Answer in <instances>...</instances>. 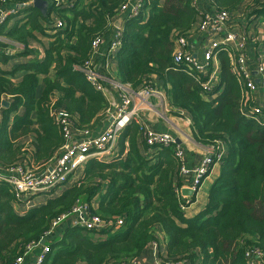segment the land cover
Wrapping results in <instances>:
<instances>
[{"label":"trees","instance_id":"16d2710c","mask_svg":"<svg viewBox=\"0 0 264 264\" xmlns=\"http://www.w3.org/2000/svg\"><path fill=\"white\" fill-rule=\"evenodd\" d=\"M32 1L0 0V13L15 11L0 23V66L13 58L10 50L18 45L24 48L16 56H31L30 41L36 35L52 39L42 60L36 57L11 72L0 67V166L5 169L25 164L28 139L33 166L52 163L64 145L58 113L73 118L79 129L98 127L109 101L74 66L91 58L95 40L112 34L113 22L130 2L47 0L50 7L43 16ZM243 2L214 0L218 10L231 12ZM246 11L248 18L264 21V0H253ZM128 15L116 57L119 81L135 92L152 87V77L163 82L171 108L189 115L197 143L226 144L205 209L195 218L186 217L178 193L183 162L175 156V145L149 152L142 127L130 121L114 162L90 161L76 184L52 191L43 204L24 214L15 207L22 211L24 204L17 202L10 185L0 182V264H14L28 244L38 242L79 201L91 206V215L113 223L120 218L124 224L102 232L67 227L61 238L51 237L44 264H131L153 243H166L164 261L169 262L248 264V250L264 256V127L240 115L243 88L231 73L228 56H219L222 72L216 92L224 91L210 101L186 68L173 62V35L188 36L200 22L193 0H142L139 15ZM20 71L25 75L15 83L11 77ZM5 98L11 101L9 109L2 107Z\"/></svg>","mask_w":264,"mask_h":264},{"label":"built area","instance_id":"2783aa9c","mask_svg":"<svg viewBox=\"0 0 264 264\" xmlns=\"http://www.w3.org/2000/svg\"><path fill=\"white\" fill-rule=\"evenodd\" d=\"M208 1L214 9L212 13L203 12L198 0H193V5L200 16L197 32L203 37L201 56L195 55L190 50L187 35L175 33L172 38L175 46L173 62L176 66H184L185 73L193 77L205 96L209 97L216 93L220 84L216 64L220 54L226 53L230 60L231 73L243 88L240 115L244 119L264 127V57L263 55L259 56L255 68H251L248 60V48L250 45L256 47L258 40L252 34L238 28L236 18L231 11L218 10L214 0ZM141 8L142 0H136L134 4L130 1L123 7L119 15L125 21L124 14H129L130 19L134 18L139 15ZM14 13L15 11L1 12L0 23ZM116 21L113 22L110 36L98 38L93 42L91 58L83 65L74 66L75 71L84 74L91 85L107 97L110 108L105 113L106 127L98 133L90 129H79L75 126L73 118L65 113H58L57 122L61 129L64 145L52 163L43 168L35 167L33 164L26 166L27 158L32 155L29 152L24 165L8 169L0 166V182L8 183L17 202L24 204L23 212L18 204L15 206L22 214L32 209L35 199L47 196L54 190L63 189L68 184H76L81 178L83 168L90 161L114 162L119 155L118 141L130 121H134L142 127L149 152L175 145V156L183 162V153L177 148L175 137L167 132L155 131L145 126L143 121V110L152 109L151 98L157 97L160 101H164L165 95L150 81L152 87L146 85L135 92L129 85L122 84L118 76L111 77L102 72L103 69H109L110 61L116 59L121 48L123 30L122 27L115 26ZM56 25L58 28L62 27L60 21H56ZM103 47L106 49V59L102 63H98V57ZM257 79L260 81L259 83L256 82ZM109 86L114 87L119 96L118 99L111 96L108 90ZM258 93L261 97L257 96ZM226 154V144L217 141L194 170L189 171L182 165L179 176L192 172L194 178L188 188L198 192L211 169L216 165H221ZM183 189H180L178 193L184 200L182 209L186 211L192 204V197L185 196L183 198ZM90 209L91 206L88 203L77 202L70 213L59 216L51 223V228L38 242L28 244L14 264H26L28 261L30 264H44L47 255L51 252V237L67 219L74 218L71 227H80L96 232L117 230L124 224L123 219L120 218L115 219L114 223L104 221L96 215H91ZM43 240H46L45 244H41ZM152 246L158 247V244L153 243ZM246 259L248 264H264V256L258 250H248ZM131 264L136 263L134 261ZM156 264L188 263L186 261L159 260Z\"/></svg>","mask_w":264,"mask_h":264},{"label":"crops","instance_id":"0c3cea01","mask_svg":"<svg viewBox=\"0 0 264 264\" xmlns=\"http://www.w3.org/2000/svg\"><path fill=\"white\" fill-rule=\"evenodd\" d=\"M132 4L135 3L136 0H130ZM253 0H244V2L239 6L237 10L232 12V15L236 18V23L239 29H243L244 31L252 34L254 37L257 38V45L256 47H253L250 45L248 48V60L250 62L251 68H255V64L257 63V60L259 59L260 55H263L264 57V21L261 19L252 20V18H248L247 16V6L251 4ZM200 9L203 12L212 13L213 7L210 4L208 0H198ZM121 15H119L117 20H121L122 27L125 24V21L121 19ZM126 14H124L123 18L125 19ZM198 24L192 29L191 33L188 35V42L190 45V50L197 56H201L202 49L203 48V37L197 32ZM39 41V42H37ZM52 41V39L43 38L40 35H36L35 40L30 41V49H32V54L29 57H18V52L22 51L24 46L18 45L17 48L14 50H10L11 55L13 58L10 59V61L5 64L1 65V69L3 71L11 72L16 66L19 65H26L33 61L34 59L42 60L44 58V51L48 48L49 43ZM258 50V52H256ZM261 51V53H260ZM106 49L103 47L101 49V54L98 57V63H102L103 60L106 59L105 56ZM34 53V54H33ZM37 53V54H35ZM221 55V54H220ZM109 69L102 70L103 74H106L111 77H117V69H116V59L111 60L109 63ZM217 68V76L219 81L221 80V62L220 57L218 60V63L216 64ZM25 72L20 71L15 73L11 79L18 83L22 80L24 77ZM150 82L154 85L155 88L159 89L164 95L165 100L160 101L157 97H153L150 100V103L152 105V109L149 110H143V121L145 123V126L152 128L153 130L157 132H167L170 133L175 137L176 141L180 142V145L177 144V148L183 153V166L189 170H194L201 162L203 156L207 154L211 149L212 146H202V144H199L195 141L193 132H192V126H191V120L189 115L180 110V109H173L170 106V98L168 94L166 93V86L163 82L157 80L156 78L152 77L150 79ZM43 89L42 82L39 84L37 94H40ZM111 96H113L115 99H118L119 96L114 90L113 86H109L108 88ZM224 91V87H222L219 92H216L214 95L206 97V99L213 101L217 99L221 93ZM258 97H261L259 93L257 94ZM8 101L11 104V101L8 98H5L3 101ZM106 115V114H105ZM103 116L101 119L99 125L97 128L94 129L95 132L102 131L106 125V116ZM0 122H1V113H0ZM29 141L27 144H29V151L32 154L33 146L31 144L32 140L28 139ZM33 164V157L30 155L27 158L26 166H32ZM221 172V165L214 166L211 171L209 172L208 176L205 178L201 188L198 190L196 195H194V202L187 208L185 214L187 218H195L197 217L206 207L208 203L209 198V192L214 184V182L219 178ZM180 177V176H179ZM193 173L189 172L186 175H183L180 177L182 184V188L187 189L188 186L193 181ZM181 188V189H182ZM185 196H183L184 198ZM48 197H39L35 199L33 202L32 208L36 207L38 204H43ZM93 208L97 209L98 205L96 202H93ZM74 221V218L67 219L65 222L62 223L60 227L55 231V235L58 238L62 237V233L65 228L71 227L72 223ZM167 256V246L166 243L161 244L158 247L150 246L141 257L135 260L136 264H156L159 260L166 259ZM26 264H30L28 261Z\"/></svg>","mask_w":264,"mask_h":264},{"label":"water","instance_id":"95a60500","mask_svg":"<svg viewBox=\"0 0 264 264\" xmlns=\"http://www.w3.org/2000/svg\"><path fill=\"white\" fill-rule=\"evenodd\" d=\"M32 6L36 9H38L43 16H45L48 12V9L50 7V3L47 0H33L32 1ZM26 7V6H22L21 8ZM122 21L121 20H117L115 22V26L117 28H121L122 26ZM257 83H259L260 81L257 79L256 80ZM2 107L5 109H9L10 107V103L8 101H2ZM176 143L178 145H180L179 141H176ZM195 194V192L192 189H183L182 190V195L183 196H187V197H193V195ZM46 240H43L41 244H45Z\"/></svg>","mask_w":264,"mask_h":264},{"label":"rangeland","instance_id":"374dc122","mask_svg":"<svg viewBox=\"0 0 264 264\" xmlns=\"http://www.w3.org/2000/svg\"><path fill=\"white\" fill-rule=\"evenodd\" d=\"M196 193H197V192H195V194H194V195H196ZM194 195H193V197H194ZM43 197H44V198H46L47 196H43Z\"/></svg>","mask_w":264,"mask_h":264}]
</instances>
